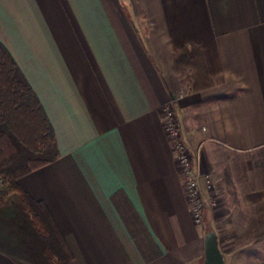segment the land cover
I'll list each match as a JSON object with an SVG mask.
<instances>
[{"label": "crops", "instance_id": "1", "mask_svg": "<svg viewBox=\"0 0 264 264\" xmlns=\"http://www.w3.org/2000/svg\"><path fill=\"white\" fill-rule=\"evenodd\" d=\"M0 42L58 151L15 183L45 207L70 264H202L210 230L236 264L214 205L193 221L163 110L174 108L202 196L216 154L229 155L225 198L264 226V0H0Z\"/></svg>", "mask_w": 264, "mask_h": 264}, {"label": "trees", "instance_id": "2", "mask_svg": "<svg viewBox=\"0 0 264 264\" xmlns=\"http://www.w3.org/2000/svg\"><path fill=\"white\" fill-rule=\"evenodd\" d=\"M57 158L52 127L24 75L0 42V254L14 264L72 261L45 207L29 199L15 183Z\"/></svg>", "mask_w": 264, "mask_h": 264}, {"label": "rangeland", "instance_id": "3", "mask_svg": "<svg viewBox=\"0 0 264 264\" xmlns=\"http://www.w3.org/2000/svg\"><path fill=\"white\" fill-rule=\"evenodd\" d=\"M189 153L191 159H193V154L191 152ZM229 161H232L229 155H225L222 152L216 154L217 169L213 171L212 176L208 174L211 187L207 193L208 195L203 197L205 203L204 213L208 208L207 203H213L214 207L211 208L216 212L217 223H220L219 227L222 226L221 237L223 240L226 239L228 247L233 246V244L235 245L234 252H236L235 255L237 256L235 259L236 264H264V226L256 227L255 224V219L259 215L254 212L255 209L253 206L243 208L242 204L236 198L234 200L228 197L226 200L225 198V190L227 187L222 180H226L225 175L231 169L230 164H227ZM238 161L234 157V162L238 163ZM233 169H235V166ZM221 177L222 180L217 181V178L220 179ZM0 185H3V181L1 180ZM227 208L231 209V215L235 216L233 225L229 227L223 225L227 221L225 217ZM204 213L202 223L204 221ZM244 226H246V229H244ZM233 238L235 239L234 242L232 240ZM146 243L147 241L141 238L137 239L139 248L149 250Z\"/></svg>", "mask_w": 264, "mask_h": 264}, {"label": "built area", "instance_id": "4", "mask_svg": "<svg viewBox=\"0 0 264 264\" xmlns=\"http://www.w3.org/2000/svg\"><path fill=\"white\" fill-rule=\"evenodd\" d=\"M164 128L167 131L173 145L175 157L179 162L180 170L184 180L185 193L189 204L190 212L195 224L202 223L205 203L203 201L200 175L193 166V159L189 150L180 139L178 122L172 105L166 106L163 110ZM204 185L207 190L211 187L208 177H204ZM213 206L214 204L211 203Z\"/></svg>", "mask_w": 264, "mask_h": 264}, {"label": "water", "instance_id": "5", "mask_svg": "<svg viewBox=\"0 0 264 264\" xmlns=\"http://www.w3.org/2000/svg\"><path fill=\"white\" fill-rule=\"evenodd\" d=\"M202 264H226L224 255L218 248L217 235L213 230L204 237V258Z\"/></svg>", "mask_w": 264, "mask_h": 264}]
</instances>
